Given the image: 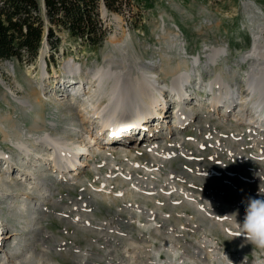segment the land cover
<instances>
[{
	"label": "rangeland",
	"instance_id": "1",
	"mask_svg": "<svg viewBox=\"0 0 264 264\" xmlns=\"http://www.w3.org/2000/svg\"><path fill=\"white\" fill-rule=\"evenodd\" d=\"M38 1L45 23L48 24L44 0ZM120 1L121 4L115 9L100 4L99 17L106 31L100 45L88 46L70 37L66 30L55 27L54 34L60 42L56 50L51 49L46 41L42 42L33 62L25 57L22 60L13 58L0 61V75L4 82L10 85L15 96H27L30 89L26 80L40 81L41 67H45L41 95L50 96L55 103L65 107L70 104L72 112H84L79 105L81 101H86L80 87L84 83L85 91L88 90L89 75L86 72L102 65L108 53L117 51H114L110 37L116 35L118 39L124 30L125 34L131 35L137 53L132 52L143 62L155 60L158 63L160 55L164 53L175 60L179 56L190 60L194 56L201 57V79L197 76L189 85V95L184 105H189L194 111L192 120L184 127H173L170 117L180 103H176L175 96L169 94L167 109L170 117L164 118L162 125L161 121L154 118L148 123L150 130L144 131L133 125L112 128V134L115 135L113 139H126L128 135L134 134L138 140L145 133L146 140L114 144V140L111 143L108 141L109 136L108 139L100 137L97 145L89 138L91 134L92 138L96 134L97 123L87 128L90 133H84L86 129L83 126H72L70 121L59 117V130L75 127L71 135L89 147L90 151L81 157L85 158L86 164L76 172L64 174L62 178L51 172L43 176L46 179L44 186L52 188V191L47 196L48 200L39 207L43 213L38 216L40 222L34 224L39 225L38 231H28L26 226H33L31 223L25 226L16 222L17 217L9 214L10 207L4 203L5 198L0 196L3 202L0 203L3 210L0 219L4 220L6 226L5 235H11L0 243V249L7 252L13 248L14 227L20 230L17 231L19 238L16 241L17 256H20L15 259L16 262L23 261L20 258H23L24 253L27 254V247L35 245L39 237L43 236L47 247L45 250L50 252L49 259L43 261L46 264H264V248L249 240H236L238 230L210 225V219L195 214L186 199L188 193L207 208L210 203H214L218 210H223L211 213V217H231L238 208L245 212L246 205L242 203H247L252 189V184L247 183L246 178L263 175L260 170L264 167V154L255 157V143L259 141L264 148V127L258 128L256 123L234 118L232 114L236 115L237 106L228 112L220 106L217 109L208 106L203 109L198 103L207 105L210 97L208 89L199 87L201 82L205 83L213 76L214 66L205 63L206 47L229 45L225 58L219 60L216 67L233 69L236 74L235 85L245 89L244 76L249 63L241 62L240 58L251 47L252 23L248 19L249 15L243 12L244 4L251 5L257 14L264 16V0ZM115 14L120 16V21L114 18ZM216 21L219 22L217 26ZM211 22L212 27L209 26ZM163 25L166 29L178 31L180 38L177 44L182 49L168 47L161 41ZM125 40L129 41L128 37L124 38V43ZM69 59L81 65L82 82L64 88L70 74L63 72V65ZM6 62L14 65V69L6 67ZM189 64L192 66L191 61ZM194 73L197 74V71ZM75 80L79 81L77 77ZM61 81L65 83L60 84ZM75 88L79 89L75 96L79 102L72 100V89ZM4 90L0 85V113L14 111L24 126L28 123L27 117L21 115L12 104L5 103L1 98ZM46 100L50 101L49 98ZM48 103L44 106L45 117L55 120L49 116L51 109ZM13 104L16 102L13 101ZM203 116H206V121ZM221 135H224L223 138ZM231 135L246 141V152L251 157L245 152L237 154L234 149L227 151L225 141L230 140ZM220 138L221 143L216 141ZM159 145L160 148L151 150L153 146ZM215 146L220 149L216 150ZM9 147L11 145L1 140L0 134V149L11 152ZM239 155L243 157L242 162L239 161ZM256 158L260 159L259 162ZM5 167L6 164L0 162V173ZM19 167L15 157L10 175L14 176ZM201 170L208 174L200 173ZM32 175H38L37 168L29 170L28 181H35L30 178ZM199 176L207 178L200 181ZM0 190L3 193L13 192L6 188ZM81 215H85L82 220L90 225L87 230H82L75 223L74 219ZM37 247L43 249L40 245ZM86 250L87 257L83 254ZM13 261L10 260V263Z\"/></svg>",
	"mask_w": 264,
	"mask_h": 264
},
{
	"label": "bare ground",
	"instance_id": "2",
	"mask_svg": "<svg viewBox=\"0 0 264 264\" xmlns=\"http://www.w3.org/2000/svg\"><path fill=\"white\" fill-rule=\"evenodd\" d=\"M243 12L249 15L248 19L252 23V27L250 28L252 34L251 47L240 58L241 62L249 63L244 76L245 89H239L235 85L236 74L233 69L229 67L223 68L222 66L216 67V63L225 58V53L229 51V45H213L212 47H206L204 50L205 63L214 66H212L213 76L205 83H202V80L200 81L199 87L208 89L210 97L207 105H203L201 102H199L198 105L203 109L206 106L210 109H217L220 106L225 108V111L228 112L237 106L236 115L232 114L234 118L240 121L256 123L258 124V128H261L264 127V16L259 13L257 14L254 8L251 5H247V3L244 4ZM114 18L117 22L121 20L120 16L117 14L114 15ZM210 24L209 26L212 27V22ZM215 25H219V22L216 21ZM160 35L161 41L164 42V44L166 43L168 47L179 48V50L182 49L181 46H178L180 38L178 31L176 32L171 28L166 29L163 25ZM125 37H128L129 41L125 40L127 43H124ZM110 43L113 45L114 51H117L108 53L102 65L96 66L90 69L89 72H86L89 75L87 91H85L84 83L80 85L81 90H83V97L84 95L86 96V101H81L80 105L77 104L81 106L80 109L85 110L84 112H81V110L76 111L75 109V112H72L73 108L70 104L65 107L61 103H55L50 96L46 97L45 95V97H43L41 95V90L43 89L41 82L46 74L45 67H41L40 81L34 82L30 79L26 80L30 93L24 97L15 96L10 85L6 84L3 77L0 75V85L5 89L2 95L3 97L1 98L8 105L12 104L13 108H17L21 115L27 117L28 122L26 123L27 125L23 124L24 126H22V121L17 118L14 111L7 110L6 113H0L1 140L11 145V147H9L11 152L0 149V162L6 164L4 171L0 173V188L13 190V192L10 193H3L0 190V196L4 197V203L9 205V214L17 217L16 222L24 224L25 226L28 223L33 225L26 226L30 232L40 230L39 225L34 226V224L40 222L38 221V216L40 213H43L39 207L46 201L47 196L52 191V188L50 189L44 186L46 185V179L43 176L46 177L48 172H51L62 178L66 173L71 174L70 171L76 172L81 166L86 164L85 158H81L82 155L90 151L89 147L84 144L85 142H78V140H75L73 135H71V132L75 131V127L73 129H65L64 131L59 130V117L70 121L72 126L78 124L83 126V128L86 129L85 131L82 130L84 133H90L88 129H90L93 123H97L96 134L93 138L92 134L89 136L90 139L95 141L94 144L97 145H99L100 137L108 139L109 136L110 139H108V141L111 143L114 140V144L120 141L130 142L133 140L137 143L146 140L147 135H145V133L138 140L134 134H126L128 135L126 139L124 137V139H113L115 135L112 134L114 132L112 128L114 126L128 127V125H133L144 131L150 130L148 123L154 118H157L158 122L161 121L162 125L163 119L170 117V113L168 114L167 109V98L170 96L169 94H173L177 101L176 103H180V106L178 105L179 107L176 105L177 107L170 117L173 121V127H184L192 120L194 111L188 107L189 105H184L186 99H188L189 85L200 75L199 66L202 63L200 56H194L190 60L185 56L178 55V59L175 60L164 53L160 55V59L157 61L158 63H156L155 60L143 62L139 60L140 57L134 55L133 52H136V49L131 35L125 34L124 30H122V34L118 39L116 35L111 36ZM163 51L165 50L163 49ZM190 61L192 62V66L190 65L191 63L189 64ZM4 64L9 69H14V65L8 62ZM208 67L210 68V66ZM196 71L197 74L194 73ZM63 72L70 74L67 78L69 83L67 82L64 88L82 82L83 69L81 65L74 62V60L69 59L64 62ZM76 77L79 81L75 80ZM198 78L199 80L201 79L200 76ZM64 83V81L60 82V84ZM72 91H74L72 100L79 102L75 98L79 89L75 88L72 89ZM8 94H10L11 97H6ZM47 98H49L50 101H47ZM13 101H15L17 105H14ZM46 102H49L48 105L51 109L49 116L55 118V120L46 119L44 114ZM203 117L206 118V116ZM206 120L207 118L205 121ZM87 124L88 127H86ZM223 136L221 135L222 138ZM230 137V140L226 139L225 141L227 151L234 149L237 154L245 152V154L249 155L244 145L246 141H241L238 136L231 135ZM217 140L221 143V138L216 139V141ZM160 147V145L153 146L151 150ZM255 147L257 148V155H254L255 157L264 154V148L260 145L259 141L255 143ZM215 149L217 150L220 148L215 146ZM251 156L252 155H249V157ZM15 157L19 161L20 167L17 169L18 172H16L14 176H11V163ZM155 159H157V157H155ZM242 160L243 157L239 155V161L242 162ZM259 160L260 159H257L258 162ZM34 168H37L38 175L30 176V178L35 179V181H28L27 176L29 170L33 171ZM260 172H262L263 175H256L252 179L249 177L246 178V182L252 184V189L248 194L249 198H264V194H259V189H264V167L261 168ZM200 173L208 174L205 170H201ZM206 178L202 176L198 177L200 181H205ZM18 180H20V182ZM186 195V199L188 203L192 205L194 213L202 215V218L210 219V225L220 226L222 229H231V231H234L237 230L236 223H242L244 220L245 212L239 208L233 212L236 214V217H211V213H218V211H220L214 203H208L209 208H207L205 205L200 204L201 201L198 198L192 195L189 196L188 193H186ZM1 201L2 200H0V203H3ZM242 204L247 206V203ZM224 208H226V206ZM0 212L3 213L1 208ZM220 212H223V210ZM28 213L27 219L26 216ZM84 216L81 215L74 220L75 223L79 224L78 226H80L82 230H87L90 225L88 222L82 220ZM3 221L4 220L0 219V225L6 228ZM12 230L14 231L12 233V235H14L12 241L14 246L7 252L1 250L2 248L0 249V264H11L12 262L10 263V260L14 259L15 261V259L20 256H17L18 247L16 245V241L19 238L17 232L19 229L12 227ZM10 236H6L2 233L0 235V243ZM235 238L241 242L247 240L243 235H238V233L235 234ZM38 245L43 247V249H38ZM46 248L45 238L43 236L39 237L35 245L30 244L29 247H27V254L24 253L23 258H20L23 259V261H15V263L13 261L12 264H46L43 262L44 259L48 260L50 257V252H47L45 250ZM83 254L87 257L88 251H83ZM50 264L56 263L52 262Z\"/></svg>",
	"mask_w": 264,
	"mask_h": 264
},
{
	"label": "trees",
	"instance_id": "3",
	"mask_svg": "<svg viewBox=\"0 0 264 264\" xmlns=\"http://www.w3.org/2000/svg\"><path fill=\"white\" fill-rule=\"evenodd\" d=\"M101 3L115 9L121 1L44 0L46 24L38 0H0V61L24 57L35 61L46 29V41L56 50L60 42L55 27L88 46L100 45L106 35L98 12Z\"/></svg>",
	"mask_w": 264,
	"mask_h": 264
},
{
	"label": "clouds",
	"instance_id": "4",
	"mask_svg": "<svg viewBox=\"0 0 264 264\" xmlns=\"http://www.w3.org/2000/svg\"><path fill=\"white\" fill-rule=\"evenodd\" d=\"M264 194V189H259ZM230 216H236L233 213ZM237 222V221H236ZM238 235H243L253 244L264 248V198H249L242 223H236Z\"/></svg>",
	"mask_w": 264,
	"mask_h": 264
},
{
	"label": "built area",
	"instance_id": "5",
	"mask_svg": "<svg viewBox=\"0 0 264 264\" xmlns=\"http://www.w3.org/2000/svg\"><path fill=\"white\" fill-rule=\"evenodd\" d=\"M5 234L6 233V228L5 227H2V225H0V235L1 234Z\"/></svg>",
	"mask_w": 264,
	"mask_h": 264
},
{
	"label": "water",
	"instance_id": "6",
	"mask_svg": "<svg viewBox=\"0 0 264 264\" xmlns=\"http://www.w3.org/2000/svg\"><path fill=\"white\" fill-rule=\"evenodd\" d=\"M43 5H44V4H43ZM46 34H47V29L45 30V35H44L43 43L46 42Z\"/></svg>",
	"mask_w": 264,
	"mask_h": 264
}]
</instances>
